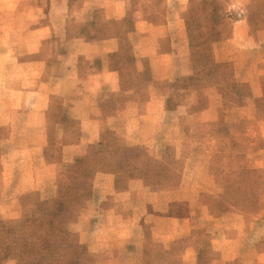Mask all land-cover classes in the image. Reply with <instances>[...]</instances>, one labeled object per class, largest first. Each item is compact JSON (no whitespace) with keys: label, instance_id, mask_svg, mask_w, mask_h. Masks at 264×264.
<instances>
[{"label":"rangeland","instance_id":"374dc122","mask_svg":"<svg viewBox=\"0 0 264 264\" xmlns=\"http://www.w3.org/2000/svg\"><path fill=\"white\" fill-rule=\"evenodd\" d=\"M109 1L0 0V264H264V0H128L162 28L143 61L171 65L144 80H178L152 86L130 72L146 22L93 18ZM97 46L117 48L106 62L119 87L82 85L101 133L70 160L69 54L86 71ZM100 173L115 192L137 177L145 194L103 200L102 178L87 203ZM166 209L190 217L168 248L149 229Z\"/></svg>","mask_w":264,"mask_h":264},{"label":"crops","instance_id":"0c3cea01","mask_svg":"<svg viewBox=\"0 0 264 264\" xmlns=\"http://www.w3.org/2000/svg\"><path fill=\"white\" fill-rule=\"evenodd\" d=\"M110 3H101V4H95L93 6V18L96 20H104V19H111L112 21H124L126 19L128 21V18L132 16L134 20V31L136 28H139L135 24L141 25L142 20L146 22L147 29L145 30V42L136 41L134 46V67H131V75L133 77L134 82H141L145 83L147 85H155L157 80H165L167 83L170 82H177V77H174L173 75H164V77H158L157 71L160 69H167L170 68L169 62H155V63H149L144 62L143 58L151 57V55L157 56V45L155 41L157 40V37H159V33H155V30H158V28L162 29L160 27V24L154 23L153 16H155V13H149L147 12L143 7L145 5L144 2H139L138 4H134L135 6L131 9V4H129L128 0H111ZM147 3V2H146ZM110 4V5H109ZM148 4V3H147ZM81 9V8H80ZM152 15V16H150ZM164 16V15H162ZM162 19V18H161ZM242 26V24L240 25ZM148 30V31H147ZM245 30V33H244ZM133 31V32H134ZM241 37H248V31L246 29L241 30V32L238 34ZM108 40V39H107ZM107 40H103L102 42L109 43ZM154 47L152 44H154ZM117 51V48H107V47H95L91 56H84L86 63L93 64L91 68L89 69H82L83 67L80 66L79 56L82 53H75V54H69L70 58H74L73 61H70V75L69 77L75 78L77 80L76 83H74L73 88L70 89L69 97L67 98V107H68V117H65L66 120H64L63 125V133L65 136L69 138L68 142H66L62 148L63 155L65 158L72 160L74 157L78 156L80 153L82 154L87 147L93 148V143L99 139L101 130L99 126V120L96 118V114L90 113L95 106H93V101L89 98V92H85L82 87V85H88L93 81L95 86L99 88V91L105 92H112L115 91V88L119 87V80H118V70L115 68H111L107 65H109L106 60L108 54L111 52ZM84 55V54H83ZM164 55V54H162ZM148 69V72L153 69V73L155 72L156 75L150 77L149 80H144V75L146 73V70ZM142 76V77H141ZM165 78V79H163ZM184 78H187L186 76L178 77L179 80H183ZM88 83V84H87ZM80 84V87H79ZM72 85V84H71ZM81 91L80 93L78 90ZM159 93L155 91V89L150 93V96L147 99L148 104H153L154 101L158 102ZM163 95V94H162ZM164 96V95H163ZM163 100H159V102L163 105ZM89 106V108H87ZM163 107V106H162ZM90 109V110H89ZM99 109V108H98ZM82 111V112H81ZM99 111V110H98ZM171 111H168L170 113ZM198 118H204V111H201L198 113ZM77 120V121H75ZM202 120V119H201ZM78 122V124H76ZM202 122V121H200ZM76 124V125H75ZM66 126L68 130H66ZM72 135H75V137H72ZM88 149V148H87ZM86 152V151H85ZM103 179V182L101 184V199L105 200L106 196L114 193L117 196H124V198H133V200H137L139 198V195L143 196L145 193L143 189H146V186L143 184L142 180L137 177L129 178L127 187L122 190H117L115 192L114 190L111 191L110 184L113 185V176L108 173H100L99 175H95L91 180H89V188H91V192H88V198L87 203L94 199L95 195L94 193L96 191L97 183L99 180ZM98 181V182H97ZM97 182V183H96ZM106 189V190H104ZM91 193V194H90ZM145 211L148 208V204H144ZM98 210H101V212H104L105 208L104 206L100 208V206H96ZM136 209V207H135ZM150 212V211H149ZM151 213V212H150ZM154 217L153 223H149V229H160L159 231L162 232V234H157V236H160L162 238L165 237L166 233V240L163 241L165 247L168 248L171 242L182 235V231H184L186 228H188L190 225L189 218L185 216H175L167 213V209L164 210L162 213L158 214H150ZM141 218V217H140ZM140 220V219H139ZM73 225H78V222L74 223ZM138 225V224H137ZM160 225V227H159ZM140 226V224H139ZM100 229H111V228H122V226L115 227L110 226L107 223H103L102 225H97L96 228ZM77 229L79 227H76ZM94 228V227H93ZM79 230V229H78ZM119 230V229H118ZM146 236V234H145ZM225 239V238H224ZM106 239L103 238L101 240V243L104 244ZM161 240V239H160ZM228 240V241H226ZM81 241V240H80ZM83 242V241H81ZM223 242H234L232 239H223L221 240V243ZM142 244V243H141ZM143 245V244H142Z\"/></svg>","mask_w":264,"mask_h":264}]
</instances>
